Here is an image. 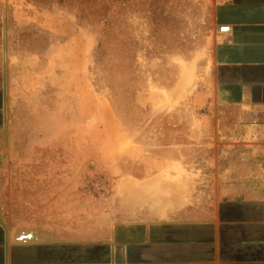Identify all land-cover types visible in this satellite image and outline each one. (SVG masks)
I'll return each instance as SVG.
<instances>
[{
    "label": "rangeland",
    "instance_id": "374dc122",
    "mask_svg": "<svg viewBox=\"0 0 264 264\" xmlns=\"http://www.w3.org/2000/svg\"><path fill=\"white\" fill-rule=\"evenodd\" d=\"M213 8L214 0H0V41L12 73L23 66L19 80L12 75L22 91L12 96L10 165L42 167L53 209L93 222L136 209L192 214L244 168L257 176V136L215 135Z\"/></svg>",
    "mask_w": 264,
    "mask_h": 264
},
{
    "label": "crops",
    "instance_id": "0c3cea01",
    "mask_svg": "<svg viewBox=\"0 0 264 264\" xmlns=\"http://www.w3.org/2000/svg\"><path fill=\"white\" fill-rule=\"evenodd\" d=\"M213 17L215 135L257 136L260 163L257 176L244 168L242 180L219 183L215 203L192 214L136 209L93 222L53 209L42 197V167L10 165L23 66L13 79L0 41V264H264V0H214Z\"/></svg>",
    "mask_w": 264,
    "mask_h": 264
},
{
    "label": "bare ground",
    "instance_id": "6f19581e",
    "mask_svg": "<svg viewBox=\"0 0 264 264\" xmlns=\"http://www.w3.org/2000/svg\"><path fill=\"white\" fill-rule=\"evenodd\" d=\"M13 64H16V63H13ZM10 149H11V148H10ZM14 153H16V152H14ZM14 153H13V154H14ZM14 155H15V154H14Z\"/></svg>",
    "mask_w": 264,
    "mask_h": 264
}]
</instances>
